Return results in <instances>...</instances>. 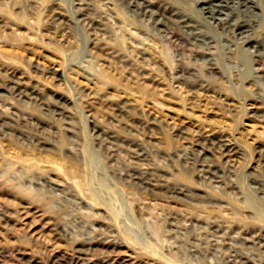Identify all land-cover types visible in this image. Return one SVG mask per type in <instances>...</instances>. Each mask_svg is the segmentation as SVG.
I'll use <instances>...</instances> for the list:
<instances>
[{
    "label": "rangeland",
    "instance_id": "rangeland-1",
    "mask_svg": "<svg viewBox=\"0 0 264 264\" xmlns=\"http://www.w3.org/2000/svg\"><path fill=\"white\" fill-rule=\"evenodd\" d=\"M230 1L0 0V264H264V0Z\"/></svg>",
    "mask_w": 264,
    "mask_h": 264
},
{
    "label": "bare ground",
    "instance_id": "bare-ground-1",
    "mask_svg": "<svg viewBox=\"0 0 264 264\" xmlns=\"http://www.w3.org/2000/svg\"><path fill=\"white\" fill-rule=\"evenodd\" d=\"M43 1H46V0H43ZM227 1L229 0H196L198 4H204L201 7V9L205 12V14L206 13L208 14L209 18H212V19H214V17H216L217 15L223 14V7L231 8L230 5L228 6L227 4H225L227 3ZM230 2L231 4H233L232 5L233 8L241 7V8L246 9L245 12H255L254 10L258 9V5L261 6V4L257 3L256 0H231ZM259 11H261V9Z\"/></svg>",
    "mask_w": 264,
    "mask_h": 264
}]
</instances>
